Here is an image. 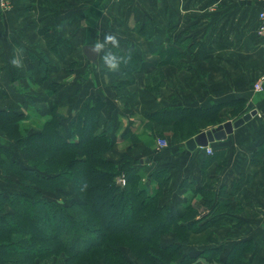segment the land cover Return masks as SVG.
<instances>
[{
	"label": "crops",
	"instance_id": "crops-1",
	"mask_svg": "<svg viewBox=\"0 0 264 264\" xmlns=\"http://www.w3.org/2000/svg\"><path fill=\"white\" fill-rule=\"evenodd\" d=\"M263 1L0 0V108L23 112L22 122L40 120L39 127L29 125L39 130L51 106L67 123L85 97L101 95V126L111 124L107 156L128 153L137 160L140 185L149 193L159 186L153 172L166 169L160 203L179 211L190 204L195 218L209 220L205 229L189 232L183 248L197 256L188 264H210L201 252L209 248L218 250L214 264H227L232 251V264H264V48L255 32ZM105 32L119 36L114 51L131 53L116 73L84 51ZM14 57L22 67L11 64ZM239 98H245L244 112H256L225 139L210 142L212 154L188 149L192 136L173 142L164 130L169 145L157 146L163 126L149 120L155 110ZM232 109H220L221 122L237 118ZM0 143L13 146L2 130ZM16 188L0 179V190Z\"/></svg>",
	"mask_w": 264,
	"mask_h": 264
},
{
	"label": "trees",
	"instance_id": "trees-1",
	"mask_svg": "<svg viewBox=\"0 0 264 264\" xmlns=\"http://www.w3.org/2000/svg\"><path fill=\"white\" fill-rule=\"evenodd\" d=\"M244 103L245 98H239L209 107L169 106L155 110L149 120L163 126L159 135L169 131L179 142L221 123L218 113L225 105L232 106L233 115H240ZM105 104L99 94L87 96L67 123L55 104L39 130L21 126L23 112L0 108V130L13 141L12 148L0 143V175L9 182L10 176L19 177L14 191L0 190V264H43L42 259L60 249L67 253L63 264H98V253L104 258L108 253L117 255L121 259L117 264H136L122 249L124 239L142 243L153 264H171L174 256L175 264H188L197 256L185 253L183 246L188 233L205 229L209 220L205 215L195 218L197 210L190 204L179 211L173 204L160 203L169 181L166 169L153 172L159 186L149 193L140 185L137 160L128 153L118 159L107 156L112 140L111 124L101 126ZM69 185L78 195L71 204L42 195L45 189L63 192ZM117 207L120 220L118 216L113 220ZM216 249L201 252L211 258ZM92 254L97 261H90ZM233 257V251L227 253L224 262L232 264Z\"/></svg>",
	"mask_w": 264,
	"mask_h": 264
},
{
	"label": "rangeland",
	"instance_id": "rangeland-1",
	"mask_svg": "<svg viewBox=\"0 0 264 264\" xmlns=\"http://www.w3.org/2000/svg\"><path fill=\"white\" fill-rule=\"evenodd\" d=\"M29 111H31V110L29 109ZM245 112H247V111H245ZM243 113H244V111L242 113H240V115L243 114ZM240 115H238L237 117H240ZM31 124H33V125H35L37 127L41 126L40 120L35 119V118H33V119L30 118L29 120H27V122L26 121L25 122H22L21 123V126H25V127L28 128V126L31 125ZM35 126H33V127H35ZM190 129H188L189 132H191ZM158 130H159V127H158ZM167 130H169V129L167 128ZM159 138H165V137L162 136V135L157 134V131H156V143H157V140ZM174 138H175V140L172 139L173 142H177L178 139H179L177 135H175ZM167 142H168V144H167V146H168L169 145V141L167 140ZM118 158H120V157H118ZM120 176H122V175H120ZM11 177H13V181H12L13 184L14 185L15 184L17 185L18 183H14V182H16V180H19L18 175L17 176H11ZM1 178H3L5 181H8V182L10 181L5 176L0 175V179ZM14 179H16V180L14 181ZM42 195L45 196L46 198L50 199V200L59 202L62 205L71 204L72 201L74 200V198L78 197V195L76 194V192L72 189V186L71 185H69L65 190H63V192H55V190L45 189L44 191H42ZM105 208L107 209V211H109V214L112 212V210L110 208H108V207H105ZM117 216H118V219H119V217H120L119 208H118V211L116 213H113V215H112L113 220H115V217H117ZM189 238H190V234L188 235V239ZM188 239H187V241H188ZM124 241H125V243L122 242L121 244H123V245H121V246H122V249L124 250V253L126 254V256L128 258H130L132 260H135L134 262L136 264H153L146 257V250H142V248H141V246H143L142 243H137V241L131 239L132 243L130 242L131 243V246H130V243H128L129 242L128 239H124ZM124 244H126V245H124ZM127 246H130L131 247V250ZM132 249L135 252H137L139 255L137 256ZM66 256H67V253L63 252V250L60 249V251H59L58 254H53V255L47 256L46 258L42 259V263L43 264H63L64 259L66 258ZM95 257H96V255L95 254H92V255H90L89 259L91 258L90 261L91 260H93V261L96 260L97 261V258H98V262H99L98 264H117V262H120L121 261V259L117 255L114 256L111 253H108L106 255V258H104L102 255H100V253H98V257L97 258H95ZM176 259H177V257L174 256L173 257V260L171 261V264H175V260ZM209 262H210V264H214L212 257L210 258V261Z\"/></svg>",
	"mask_w": 264,
	"mask_h": 264
},
{
	"label": "clouds",
	"instance_id": "clouds-1",
	"mask_svg": "<svg viewBox=\"0 0 264 264\" xmlns=\"http://www.w3.org/2000/svg\"><path fill=\"white\" fill-rule=\"evenodd\" d=\"M91 45V51L99 56L100 64L97 66L107 72H119L121 65L127 64L131 59L130 52L127 55H120L114 51V49H120V39L116 33L105 32L102 39H96ZM11 64L17 68L23 66L19 57H14Z\"/></svg>",
	"mask_w": 264,
	"mask_h": 264
},
{
	"label": "water",
	"instance_id": "water-1",
	"mask_svg": "<svg viewBox=\"0 0 264 264\" xmlns=\"http://www.w3.org/2000/svg\"><path fill=\"white\" fill-rule=\"evenodd\" d=\"M92 45H86L84 47L85 53L88 54V58L94 62L96 60V54L91 51ZM256 110L244 112L234 120L227 119L225 122L219 123L212 128L201 130L194 136L185 140V145L188 149H195L196 147H206L210 142L214 140L225 139L228 133H231L234 128L239 127L245 121H248Z\"/></svg>",
	"mask_w": 264,
	"mask_h": 264
},
{
	"label": "built area",
	"instance_id": "built-area-1",
	"mask_svg": "<svg viewBox=\"0 0 264 264\" xmlns=\"http://www.w3.org/2000/svg\"><path fill=\"white\" fill-rule=\"evenodd\" d=\"M256 20H257V25H256V28H255L256 29L255 32L260 37L262 46L264 48V1H263V4H262V7L257 12ZM254 87L256 89H261L260 83H258V82L254 84ZM167 144H168V142H167V140L165 138H159L157 140V146L158 147H166ZM205 149L207 150L208 153L212 154L213 149H210L208 147V145L205 147ZM118 180H119L121 185H124L125 179H124L123 176H120L118 178Z\"/></svg>",
	"mask_w": 264,
	"mask_h": 264
}]
</instances>
